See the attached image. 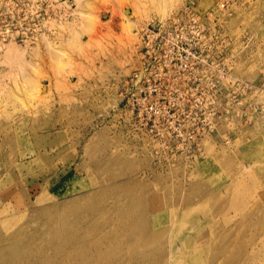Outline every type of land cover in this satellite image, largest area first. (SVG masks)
<instances>
[{"label": "rangeland", "instance_id": "obj_1", "mask_svg": "<svg viewBox=\"0 0 264 264\" xmlns=\"http://www.w3.org/2000/svg\"><path fill=\"white\" fill-rule=\"evenodd\" d=\"M67 1L0 47V264H264V0ZM207 11L223 56L128 103L141 26Z\"/></svg>", "mask_w": 264, "mask_h": 264}, {"label": "built area", "instance_id": "obj_2", "mask_svg": "<svg viewBox=\"0 0 264 264\" xmlns=\"http://www.w3.org/2000/svg\"><path fill=\"white\" fill-rule=\"evenodd\" d=\"M56 1L60 2L7 0L0 8V31L11 30L17 42L33 44L38 36L45 33L47 21L62 12L63 7L60 9ZM223 7L221 4L220 11ZM220 11L203 14L186 12L185 15L143 25L138 31V68L127 88L130 96L127 102L131 100V105L146 103L166 85L172 86L167 78L183 69L188 59L208 58L214 54L223 56L225 37ZM191 64L194 65V62L191 61Z\"/></svg>", "mask_w": 264, "mask_h": 264}, {"label": "bare ground", "instance_id": "obj_3", "mask_svg": "<svg viewBox=\"0 0 264 264\" xmlns=\"http://www.w3.org/2000/svg\"><path fill=\"white\" fill-rule=\"evenodd\" d=\"M66 2H68L67 0L66 1H64V3H66ZM163 20V19H162ZM44 23V22H43ZM42 23V24H43ZM42 24H41V27L40 28H42ZM44 26V25H43ZM142 27V26H141ZM42 30H43V28H42ZM0 47H3V45H5V46H7V45H9L8 46V50L7 51H5L4 53H6V52H8L9 54H11L10 52H12V48L10 49V45L13 43V44H15V42H14V40H16V38H15V34L14 33H12L11 32V30H6V31H4L3 33L0 31ZM5 41H8L7 43H3V42H5ZM10 43V44H9ZM23 43H26V47L28 46V43L29 42H23ZM24 46V47H25ZM13 47V46H12ZM4 48H6V47H4ZM14 48H16V47H14ZM0 50H2V49H0ZM13 50H15V49H13ZM17 50H15L14 52H16ZM14 52H12V53H14ZM17 53H20L19 51L17 52ZM6 55H8L7 53H6ZM12 55V54H11ZM16 55V54H15ZM18 55H20V54H18ZM13 56V55H12ZM10 57V56H9ZM16 57V56H15ZM57 62V61H56ZM216 264H219L218 262H216Z\"/></svg>", "mask_w": 264, "mask_h": 264}]
</instances>
